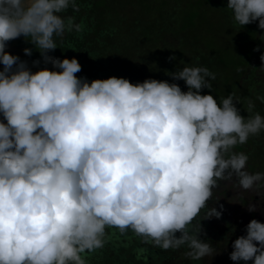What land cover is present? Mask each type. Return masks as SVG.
<instances>
[{
    "label": "clouds",
    "instance_id": "obj_1",
    "mask_svg": "<svg viewBox=\"0 0 264 264\" xmlns=\"http://www.w3.org/2000/svg\"><path fill=\"white\" fill-rule=\"evenodd\" d=\"M69 9L79 13L78 0H0V264H89L117 232L184 248L190 261L214 257L201 221L222 217L220 182L235 180L264 203V172H249V155L235 151L264 132V115L250 97L204 94L217 74L198 56L165 70L173 82L78 77V59L49 55L57 38H82ZM226 9L235 25L264 30V0H227ZM21 37L40 53L36 71L8 50ZM260 60L264 71V53ZM255 100L264 104V94ZM245 232L230 260L264 264V222L252 219ZM147 251L136 249V259Z\"/></svg>",
    "mask_w": 264,
    "mask_h": 264
},
{
    "label": "trees",
    "instance_id": "obj_2",
    "mask_svg": "<svg viewBox=\"0 0 264 264\" xmlns=\"http://www.w3.org/2000/svg\"><path fill=\"white\" fill-rule=\"evenodd\" d=\"M81 6L79 13L71 9L65 15H74L76 22L83 21L85 30L82 38L75 33L66 34L63 43L57 38L58 47L49 55L63 59L76 58L82 65L78 77L107 79L110 77L126 78L133 83L143 82L154 78L169 80L165 70L175 71L179 62L190 63L199 57V63L207 66L217 74L212 81L214 92L204 90V94H213L217 99L235 92L238 97H250L256 103V110L264 115V104L255 100L256 95L264 94V71L260 55L264 53V30L258 28V22L240 27L231 19V13L226 9L227 0H78ZM153 20L152 26L148 21ZM233 25V34H226L225 26ZM152 28V30H150ZM205 37L214 41V46L206 54L197 49L200 41ZM221 37L237 39L240 45L233 49L234 59L227 66L221 46H216ZM30 39V38H27ZM208 40V42H209ZM20 49L29 47L33 54L29 57L32 62L41 59L35 46L27 43L23 37L14 40ZM210 44V43H209ZM147 45V46H141ZM139 46V50L136 48ZM259 46L260 51H254ZM146 52V53H144ZM129 53V54H128ZM169 53V54H168ZM131 54V55H130ZM170 55V56H167ZM237 55L241 58H237ZM138 57V64L132 60ZM154 57L159 63L147 62ZM175 56L173 61L169 57ZM33 66V65H32ZM39 68L45 65L42 60ZM182 67V66H181ZM240 68V71H237ZM33 71L38 70L32 67ZM235 72L236 78L231 74ZM235 76V74H234ZM182 90L187 91L183 81H178ZM241 114L247 116L242 104H237ZM249 155L247 170L251 173L264 172V132L259 137H250L244 145L235 149ZM225 183L220 182V186ZM206 232L210 228L207 220L201 221ZM112 231V230H109ZM212 234V232H209ZM122 237L117 234L105 247L89 257V264H160L164 257H172L167 251L143 245L139 239ZM206 238L204 237V240ZM127 245V246H125ZM147 248L140 260L136 259L135 250ZM185 251L181 248L180 253ZM155 255V258H154ZM189 264H202L192 261Z\"/></svg>",
    "mask_w": 264,
    "mask_h": 264
},
{
    "label": "rangeland",
    "instance_id": "obj_3",
    "mask_svg": "<svg viewBox=\"0 0 264 264\" xmlns=\"http://www.w3.org/2000/svg\"><path fill=\"white\" fill-rule=\"evenodd\" d=\"M153 22V20L148 21V25L152 26ZM225 27L226 34L234 33L235 27L233 25H227ZM150 30H152V28ZM209 39L210 38L207 39L206 37L205 40L202 39V41L198 43L195 51L199 50L202 54H206L210 50V46H214V41ZM238 45H240L239 40L225 37H221L220 41L216 45L221 46L225 50L224 58L227 61V66L231 69H234L235 65L230 64L229 60L232 61L234 59L233 49L237 48ZM8 50L14 55H19L22 60L28 61L29 67H33L31 65V61L29 60V56L25 55L23 50L15 45L14 41L9 42ZM136 50H139V46H137ZM134 57L135 59L132 60V62L138 64L141 60L138 57L136 58V56ZM238 57L241 58V56L237 55V58ZM147 62L154 64L159 63V60H154V57L152 56V59ZM231 77L236 78V73L233 72ZM214 195L220 199L219 204L223 205L222 217L220 219L212 218L207 220L210 223V228L207 231V236H202V239L205 237L206 242H211L212 246L218 249L219 254L216 255V253H214V257H205L201 262L202 264H235V262L229 258V253L233 250L232 242L239 236L246 235V225L252 219L264 222V203H261V197L256 195L254 191H246L229 184L221 185L218 189H215ZM249 201L259 205L257 211L249 212L247 210V204ZM219 204H216L214 201H209V207L215 206L218 210ZM233 229H235V231H233ZM209 232H212V234ZM177 236H179V233H177ZM180 250H168L167 252L172 257H164L160 264L191 263L192 261L185 259L182 256V253L178 254ZM240 264H245V262L241 261ZM248 264H251V262H248Z\"/></svg>",
    "mask_w": 264,
    "mask_h": 264
},
{
    "label": "flooded vegetation",
    "instance_id": "obj_4",
    "mask_svg": "<svg viewBox=\"0 0 264 264\" xmlns=\"http://www.w3.org/2000/svg\"><path fill=\"white\" fill-rule=\"evenodd\" d=\"M222 183L229 184V185H234L235 184V180H233L232 182L222 181ZM207 222L209 223V221H207Z\"/></svg>",
    "mask_w": 264,
    "mask_h": 264
}]
</instances>
